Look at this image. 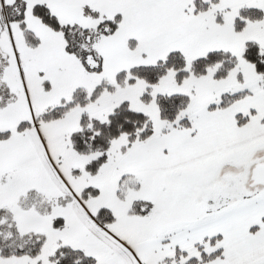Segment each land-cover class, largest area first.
Masks as SVG:
<instances>
[{"label":"snow or ice","instance_id":"1","mask_svg":"<svg viewBox=\"0 0 264 264\" xmlns=\"http://www.w3.org/2000/svg\"><path fill=\"white\" fill-rule=\"evenodd\" d=\"M0 264H264V0H0Z\"/></svg>","mask_w":264,"mask_h":264}]
</instances>
